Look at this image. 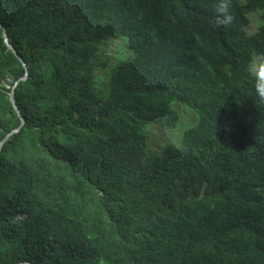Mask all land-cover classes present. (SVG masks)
<instances>
[{"label":"trees","instance_id":"obj_1","mask_svg":"<svg viewBox=\"0 0 264 264\" xmlns=\"http://www.w3.org/2000/svg\"><path fill=\"white\" fill-rule=\"evenodd\" d=\"M216 2L0 0L28 68L0 149V264H264V106L246 73L264 0H233L227 27ZM122 37L96 87L101 44ZM24 72L0 27V139ZM175 105L194 120L149 151Z\"/></svg>","mask_w":264,"mask_h":264},{"label":"rangeland","instance_id":"obj_2","mask_svg":"<svg viewBox=\"0 0 264 264\" xmlns=\"http://www.w3.org/2000/svg\"><path fill=\"white\" fill-rule=\"evenodd\" d=\"M257 15L258 12L251 14L250 24L246 27L247 31L255 29L258 24ZM124 42L126 43V39L122 37L118 39L112 38L101 44L96 55V61L98 62L95 68L96 87L104 86L103 76L116 61L129 53ZM175 107L180 114V121L176 127L171 128L158 121L148 125L147 147L149 151H155L168 143H177L181 138L180 132L182 128L194 120V114L189 109H185L179 105H175Z\"/></svg>","mask_w":264,"mask_h":264},{"label":"clouds","instance_id":"obj_3","mask_svg":"<svg viewBox=\"0 0 264 264\" xmlns=\"http://www.w3.org/2000/svg\"><path fill=\"white\" fill-rule=\"evenodd\" d=\"M232 4L233 0H217L215 4L216 15L213 21L214 27H227L232 24L234 19L230 12ZM246 73L251 79L257 106H264V54L249 60Z\"/></svg>","mask_w":264,"mask_h":264},{"label":"water","instance_id":"obj_4","mask_svg":"<svg viewBox=\"0 0 264 264\" xmlns=\"http://www.w3.org/2000/svg\"><path fill=\"white\" fill-rule=\"evenodd\" d=\"M0 27H2V36H3V40L5 42V44L7 45V47L9 49H11V51L19 58V60L22 62V65L25 69V72L24 74L18 78L12 85V88L11 90L9 91V99L12 103V106L14 108V110L16 111L17 113V116L20 120V123L12 128L10 131H8L1 139H0V149L2 147V145L4 144V142L9 138V136H11L13 133H16L18 132L20 129H21V126L23 125L24 123V117L23 115L21 114L20 110L18 109L16 103H15V99H14V87L15 85L17 84V82L21 79H25L27 77V74H28V68H27V65L26 63L21 59V57L19 56V54L16 52V50L14 49V47L12 46V44L9 42L8 40V37H7V33H6V30L4 29V27L0 24ZM12 264H34L32 262H29V261H20V262H16V263H12Z\"/></svg>","mask_w":264,"mask_h":264}]
</instances>
